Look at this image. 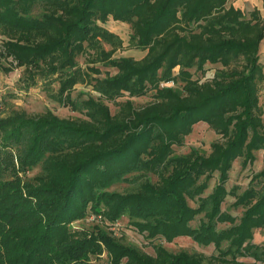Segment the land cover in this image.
<instances>
[{
    "label": "trees",
    "instance_id": "trees-1",
    "mask_svg": "<svg viewBox=\"0 0 264 264\" xmlns=\"http://www.w3.org/2000/svg\"><path fill=\"white\" fill-rule=\"evenodd\" d=\"M226 2L0 0V72L19 68L20 87L80 114L0 116V264H100L91 257L103 251L106 264H264L252 241L264 226V157L245 189L225 187L236 159L246 167L264 149V14ZM108 16L128 24L141 58L112 57L122 41L102 26ZM206 63L219 68L194 78L191 69L202 74ZM76 84L89 92L75 93ZM147 91L145 104L129 99ZM198 121L219 138L206 154L174 155ZM117 183L129 189L107 190ZM227 195L239 217L221 210ZM122 215L147 238L186 235L214 254L160 244L147 254L104 227ZM85 216L90 227H67Z\"/></svg>",
    "mask_w": 264,
    "mask_h": 264
},
{
    "label": "rangeland",
    "instance_id": "rangeland-1",
    "mask_svg": "<svg viewBox=\"0 0 264 264\" xmlns=\"http://www.w3.org/2000/svg\"><path fill=\"white\" fill-rule=\"evenodd\" d=\"M264 10V9H263ZM261 10V15L264 14V11ZM248 12V11H245ZM102 26L108 31L117 35L121 41L122 46L112 53V57H132L134 59H139L142 57L145 51L131 47L129 42L130 29L128 24L113 20L110 16L102 23ZM104 49H109L107 45H103ZM261 61L264 63V52L261 53ZM78 63L84 68L87 67L86 59L84 56L78 59ZM100 71H107L109 74H113L115 69L111 67H104L100 64H94ZM204 70L202 74L191 69L193 77H199L200 80L211 77L214 72L219 68L218 65L206 63L204 65ZM173 72L177 71V67H174ZM264 71V69H263ZM21 70L19 68L14 69L13 71L3 74L0 72V116H3L6 112L11 109L14 110H23L27 113H38L44 109H49L52 113L59 117H79L80 114L74 111L69 110L66 107L59 105L51 100H49L44 93L39 91L38 87H29L23 89L22 85L19 82ZM22 86V87H20ZM175 84H173V87ZM84 91L89 92L88 88L83 87L81 84H76L74 86V92ZM95 95L94 93H91ZM260 103L264 101V81L260 84ZM151 92L147 91L144 95L138 97H130L129 99L133 102L134 105H142L151 100ZM111 111L114 110V106L108 104ZM219 138L217 135L205 122L198 121L191 126L190 131L183 138V143L180 146H173L174 155H183L190 151V149H195L200 154H206L209 151L210 142ZM255 160L252 164H248L246 167L241 166V159L238 158L232 163L231 169L228 171V179L225 183L226 189H231L233 186H239L238 192H241L245 189L252 177V175L258 172L263 166V157L264 149L259 150L255 153ZM15 161V160H14ZM38 169L34 168L28 173V176L32 175ZM151 177V181L154 182L155 178ZM214 178L209 182V187L205 191L208 192L209 188L212 186ZM253 185H255L253 183ZM129 189L127 183H117L113 184L107 188L110 192H125ZM234 197L231 195L225 196L223 202L221 203V210L227 211L229 214L239 217L242 213V208L232 207ZM190 204H192L190 202ZM99 221V220H97ZM95 221L92 216H85L81 219H75L71 222H68L66 225L70 228L80 229L88 228ZM104 227L106 230H110L111 234L115 237H120L122 242L129 246H135L141 251L153 255V246L160 244L166 251L177 252L179 250H185L187 252H196L200 253L203 257H209L211 254H214V249L212 244L201 245L192 240L189 236L181 235L173 237L170 240H165L162 237L157 238H147L144 234L137 232L129 222V219L122 215L114 222H108L103 220ZM190 224L195 226L197 221H191ZM220 224L219 226H222ZM254 243L264 247V226L254 230L253 240ZM92 262L106 264L107 258L105 252L103 251L97 257H91ZM239 260L249 263L252 261L250 258H239ZM125 259H122L123 264Z\"/></svg>",
    "mask_w": 264,
    "mask_h": 264
},
{
    "label": "crops",
    "instance_id": "crops-1",
    "mask_svg": "<svg viewBox=\"0 0 264 264\" xmlns=\"http://www.w3.org/2000/svg\"><path fill=\"white\" fill-rule=\"evenodd\" d=\"M226 5H232L234 8L241 9L243 11H250L253 8H257L261 11L264 9V0H227ZM260 52H264V39L260 44Z\"/></svg>",
    "mask_w": 264,
    "mask_h": 264
},
{
    "label": "built area",
    "instance_id": "built-area-1",
    "mask_svg": "<svg viewBox=\"0 0 264 264\" xmlns=\"http://www.w3.org/2000/svg\"><path fill=\"white\" fill-rule=\"evenodd\" d=\"M161 85H172V82L171 81H167V82L161 83Z\"/></svg>",
    "mask_w": 264,
    "mask_h": 264
}]
</instances>
